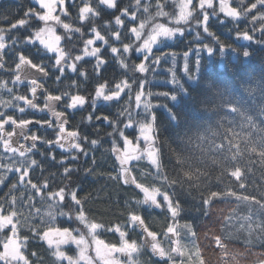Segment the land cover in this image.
<instances>
[{
    "label": "snow or ice",
    "instance_id": "snow-or-ice-1",
    "mask_svg": "<svg viewBox=\"0 0 264 264\" xmlns=\"http://www.w3.org/2000/svg\"><path fill=\"white\" fill-rule=\"evenodd\" d=\"M32 2L35 7L28 8L23 17L7 28L0 27V72L12 75V87L8 80L0 79V185L13 180L8 191L0 197V264H43V257L38 252H28L32 239L48 245L53 264H139L143 249H150L152 256L159 258L157 264H210L206 249L199 243V221L181 223L185 211L181 196L193 191L199 192L198 211L210 223L219 225L204 234L211 242L209 246L216 254L217 264H241L247 252L231 248L233 238L247 233L246 249L253 246L254 240L264 242V119H259L264 116V107L260 108L259 115H254L235 99L214 103L213 98L222 95L221 89L227 91L229 86L214 79H198L190 66V53L195 52L198 57L196 67L199 72L202 52H207L210 59L216 56L217 50L221 56L225 55L226 49L239 52L210 31L211 19H219L220 14L234 22L246 21L251 26L236 29L237 39L249 42L244 47L243 57L251 55L248 48L252 44L264 47V0H218V8L217 0H198V3L196 0H171L173 11L166 10L169 0H155L154 3L153 0H133L123 7L120 0H97L96 6L93 0H80L77 9L80 26L66 22L71 16L68 0ZM71 4L75 6V0H71ZM101 8L119 14L105 21L106 34L96 24L85 34L84 25L90 19L100 18ZM197 13L199 18L194 25L197 31L189 41L195 47L182 53V72L187 77L182 82L177 75L181 54L175 51L156 53L169 47V41L183 40L187 35L186 26ZM33 22L42 26L30 28ZM225 22L220 20L221 24ZM113 24L115 31L111 30ZM19 29L28 30V35L22 41L19 37L9 40L8 35ZM202 33L211 38V43H203ZM77 35L79 40H76ZM85 35L88 38L85 39ZM78 44L82 46L78 47ZM105 47L111 59L105 58ZM27 48H35L43 56L37 61L31 52L25 54ZM9 51L14 67L5 59ZM132 54H137L138 62L129 64ZM86 58L96 61L93 65L96 75L92 112L86 117L89 124L93 123L98 107L119 105L125 96L128 97L125 105L114 114L95 116L96 121L103 120L111 128L105 134V138H112L111 148L105 151H110L115 160V175H100L127 185L141 197L125 202L126 220L122 223L109 221L106 224L91 215L86 207L91 197H82L78 187H70L73 183L78 185L73 177L81 171L72 167V163L79 160L80 154L88 155L89 149L92 167L82 171L96 174L95 152L103 142L99 138L89 141L87 136H82L79 127H71L66 111L56 110L65 99L68 100L66 110L86 106L87 97L80 94L78 82L80 78L90 79L89 74L80 69ZM169 58L171 67L163 69L169 78L153 85L154 77L150 79L147 74L156 72ZM111 61H115L119 76L115 71L111 77L104 75ZM49 65L59 73L55 77L57 83L69 74L77 76V80L66 85L75 88V94L67 91L54 94L45 88L41 81L49 77ZM24 81H27L28 92L15 94L17 86ZM189 81L202 84L204 89L198 100L199 108L193 109L196 114L191 121L180 110L185 101L197 102ZM250 83L254 84L255 80ZM150 86L167 90L153 92ZM241 87L249 95L255 91L250 84L242 83ZM259 88L264 91V78L260 79ZM4 92L8 93V98L3 96ZM40 93L44 94L43 106L37 103ZM161 100L164 102L160 103ZM29 109L33 113H47L49 118L23 119L7 114L12 110L23 116ZM160 109L167 113L168 127L163 130L170 132L163 140L158 117ZM141 115L143 119L139 118ZM214 116L217 119L213 120ZM33 125H39L43 130L51 129L54 138L41 137L36 132L24 135ZM99 131L96 130L97 134ZM38 144L75 155H62L57 160L54 151L42 152ZM164 146L169 149L167 154ZM37 155L47 157L49 166L58 171L48 172V167ZM165 155L169 163H165ZM253 157L259 161L261 175L259 181L254 179L249 183V173L255 177L256 160ZM245 159L247 167L241 165ZM144 160L151 171L137 177V165ZM37 169L39 175H35ZM149 176L151 182H148ZM233 203L236 207L227 212L223 208L217 209L219 219H212L215 205ZM241 205L247 207V215L239 214ZM141 207L144 211L160 209L165 214V222L159 231L142 214ZM74 223L80 227L73 228ZM24 228L32 233L31 237L23 235ZM136 229L140 230L139 241L130 237V232ZM103 233H112L118 240L106 243L100 239ZM70 244L76 246L75 255L62 250V246ZM253 255L257 256L256 264H264V252Z\"/></svg>",
    "mask_w": 264,
    "mask_h": 264
},
{
    "label": "trees",
    "instance_id": "trees-1",
    "mask_svg": "<svg viewBox=\"0 0 264 264\" xmlns=\"http://www.w3.org/2000/svg\"><path fill=\"white\" fill-rule=\"evenodd\" d=\"M133 0H120V6L123 7L126 4H131ZM155 0H153V3ZM198 3V0H196ZM97 0H93L94 6H96ZM80 0H75V6L71 4V0H68V9L71 14L70 21L66 22H74L76 26H80L78 23L77 17V9L79 7ZM233 6H236L233 4ZM35 7L32 0H0V27L7 28L12 22L15 20L20 19L23 17L25 11L28 8ZM174 5L169 0V6L166 9L167 11H173ZM217 8H218V0H217ZM101 16L97 19H90L86 25L83 27V31L87 34L89 28L96 24L100 26V30L103 33H107V29L103 27L105 21H110L113 19L115 15H118V11L107 10L105 11L103 8L100 9ZM155 9H153V13ZM58 14V13H54ZM3 17H8L7 20H4ZM199 18V14H196V18L192 19L190 24L186 26L187 35L181 41H169V47L161 48L160 51L156 53L159 55L161 51L163 52H170L175 51L180 53L181 55L178 58V65H177V75L181 79L182 82L187 80V77L184 76L182 72L184 59L182 53L186 51L189 47H195V45L189 44V41L193 40L195 37V32L197 29L194 28L196 23V19ZM220 20H225L226 22L221 24ZM38 25L37 23L33 22L30 25V28H34ZM251 27L247 25L246 21L234 22L230 18H225L223 14H220L219 19L213 17L210 21V31L214 32L216 36L225 43L232 45L233 48H237L239 52H232L231 49L225 50V55L221 56L219 51L217 50L216 56L214 58H209V54L207 52H202L200 54V58L203 60L201 65L200 71L197 72L196 61L198 59L195 52L190 53V66L192 72L197 75L198 79H214L222 84H227L229 86L227 91L221 89L222 95L216 96L213 98V102L216 104L220 103H227L231 100L235 99L237 102L242 103L250 112L254 115H259V111L261 107H264V91H261L259 88L260 79L264 78V47H261L258 44H252L251 47L248 48L251 55L247 58L242 56V52L244 51V47L248 45L249 42L238 40L236 36V29L239 28L243 30L245 27ZM30 30V29H29ZM112 31L116 30L115 25H112ZM202 32V30H200ZM58 32H63V29H58ZM28 35V30L19 29L11 32L8 35V39L11 40L13 37H19V40L22 41L23 38ZM257 38H259V33H256ZM203 43H211V38L207 37L206 34L202 33ZM85 39L88 38L87 35L84 37ZM76 40H79V36L77 35ZM19 42V41H18ZM125 42H128L127 40ZM38 43V42H35ZM82 46V45H77ZM99 46V45H98ZM119 46V45H117ZM218 48V46H216ZM19 50V49H18ZM25 54L31 52L34 57L37 58V61L43 53H37L35 48H27L24 49ZM105 58L111 59L107 48H104ZM5 59L8 61L9 65H12V53L11 51L6 54ZM138 62L137 54H132L131 59L128 60L129 64ZM96 61L92 58H86V62L80 64V69L85 70L88 74L90 79L85 81L83 78L79 79L80 84V94L85 95L87 97V104L82 109L79 110H71L65 108L68 100L65 99L62 104H60L56 110L57 111H66V115L68 116L70 125L72 128L79 127V130L82 136H87L88 140L91 141L92 139H102V144L100 148L95 152V158L97 163L95 165L96 174L89 175L85 174L82 169L87 167H92V153L89 149L88 155L80 154L79 160L72 163V167L79 168L81 171L73 177L74 181H78L77 183H73L70 185L71 188H77L80 192V196H90L91 198L88 201L86 207L90 209V214L94 215L98 219L102 220L106 224L111 221L112 223H122L126 220V212L125 202L126 201H133L135 199L141 198L132 188L128 187L127 185H123L121 182L116 180L108 179L107 175H100L101 173H112L115 175L114 171V156L110 153V151L106 152V149L111 148V139L112 138H105V134L111 131V128L105 125L103 120L96 121L95 116L103 114H114L116 111L120 109V107L124 106L128 97L125 96L123 100L120 101L119 105H110L108 107L100 106L98 107L95 116H93V123L89 124L86 117H88L89 113L92 112V96H93V89H94V78L95 72L93 69V65ZM172 60L171 58L168 59L166 63H162L159 68H157L156 72H149L147 75L149 78H153V85H159L162 81L168 79L169 77L165 75L163 69L171 67ZM47 71L49 72V77L41 82L44 84L45 88L51 90L54 94H59L60 92H71L75 94L77 91L75 88H68L66 85L70 84L72 80H77L76 75L69 74L68 78L61 80L59 83L56 82V75L59 73L54 72L49 65ZM116 72L117 76L120 75L119 71L116 68L115 61H111L109 66L104 72V75L107 77H111L113 72ZM131 75V73H130ZM0 79H5L9 81V87H12L11 79L12 75L7 72H0ZM31 79V76L28 77ZM255 80L254 84L250 82ZM189 84L192 85V92L193 97L197 98V102L193 104L191 101H185L182 105H180V110L182 115L191 121L194 114L193 109L199 108V97L203 95L204 89L203 85H197L195 82L189 81ZM242 83L250 84L251 87L255 89V91L249 95L244 89L241 87ZM187 86V85H186ZM153 92L157 91H166V88L161 86H150ZM28 92L27 81L22 82L16 88L15 94H26ZM134 94V93H133ZM3 96L8 98V93L4 92ZM163 103L164 101H159ZM37 103L43 106L44 103V94L40 93L37 98ZM156 103V101H153ZM211 107V105H210ZM8 115H15L17 118L23 119H48L47 113H33L32 110H27L26 114L21 116L19 113H14L12 110L7 112ZM207 113L205 114V118H207ZM221 115L223 113L221 112ZM158 117L160 125L162 126V130L160 132L161 139L163 140L164 137L170 134L169 130L164 128L168 127L167 121V113L160 109L158 111ZM143 119V115L139 117ZM213 120L217 119V117H212ZM259 119H264V116H259ZM99 129V133L97 134L96 130ZM31 132H36L41 137H47L48 139L54 138V133L51 129L43 130L39 128V125L31 126L30 131H25L24 135H30ZM23 137H21V143H23ZM38 148L42 152H49L54 151L56 155V159L59 160L62 155L72 156L75 155L73 152L64 153L62 149L59 148H48L46 145L38 144ZM164 152L168 153V147L164 146ZM37 158L42 159L44 161L45 166L48 167V172H57L58 169L54 166H49L47 157H39ZM252 159L256 160V164L253 168L255 172V177L251 173L248 175V182L252 183L255 179L259 181L261 175V166L257 158L253 157ZM174 162V161H173ZM165 163H169L167 155H165ZM241 165L247 167V160H242ZM137 167L139 171L135 173L137 177L141 176L142 172H148L147 167L144 164H138ZM40 170L37 169L35 175H39ZM47 175V172L45 173ZM14 179V178H13ZM57 181H59V177H57ZM13 182L12 179L8 180L7 184L0 185V197L4 195L5 192L8 191V185ZM148 182H151V177L149 176ZM227 182V180H225ZM254 186V185H253ZM20 193L18 192L17 195ZM198 196L199 192L193 191L190 194L185 193L181 196V201L185 208V211L182 213L181 223L185 221H199V227L197 231L199 232L200 239L199 243L202 247L206 249V254L210 259V264H217L216 254L213 253L212 247H210V241L204 238L205 232L213 227H219V225H213L209 222L208 218L203 216L202 212L198 211ZM134 206V205H133ZM236 207L235 203L233 204H218L214 206L212 219H219V212L216 211L217 209L223 208L225 212L229 208ZM142 214L148 217L149 222L152 223L155 230L159 231L160 226L162 223L165 222V214L161 212L160 209H156L152 211L149 209L148 211H144V208L141 207L139 209ZM149 213H151L149 215ZM240 215H247L248 209L246 206L241 205L239 208ZM63 219V218H60ZM39 223V220H37ZM67 227L68 225H64ZM73 228L80 227L78 223L72 224ZM127 230V229H126ZM139 229H136L134 232H130V237L132 239L140 240L141 237L139 235ZM23 235H27L29 237L32 236V233L28 230V228L23 229ZM247 233H241L238 237L233 238L230 242V247L233 249H237L240 252H247L246 259L241 261V264H256L257 256L253 255V253H261L264 252V242L261 240H254L253 246L249 249H246L244 241L247 239ZM100 239L105 240L106 243L116 242L118 240V236H114L112 233H103L100 236ZM62 250L67 251L70 255H75V247L73 245H64L62 246ZM32 251L38 252L39 256L43 257V264H53V259L48 251V245L38 239H32L29 246L28 252L31 253ZM158 257L152 256L149 249H143L142 254L139 257V264H157Z\"/></svg>",
    "mask_w": 264,
    "mask_h": 264
},
{
    "label": "rangeland",
    "instance_id": "rangeland-1",
    "mask_svg": "<svg viewBox=\"0 0 264 264\" xmlns=\"http://www.w3.org/2000/svg\"><path fill=\"white\" fill-rule=\"evenodd\" d=\"M140 164H144L146 167H147V169H148V172H150L151 171V169L149 168V166H148V163H147V161L146 160H144V161H141L140 162ZM151 177V176H150ZM71 245H73L74 247H75V254H76V251H77V249H76V246L74 245V244H71ZM150 250V249H149ZM151 252V251H150ZM93 255H94V253H93Z\"/></svg>",
    "mask_w": 264,
    "mask_h": 264
}]
</instances>
